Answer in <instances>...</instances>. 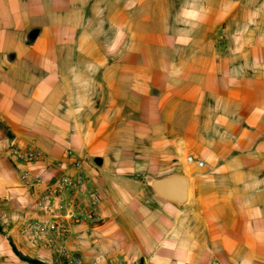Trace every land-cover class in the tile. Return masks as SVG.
Instances as JSON below:
<instances>
[{
    "label": "crops",
    "instance_id": "1",
    "mask_svg": "<svg viewBox=\"0 0 264 264\" xmlns=\"http://www.w3.org/2000/svg\"><path fill=\"white\" fill-rule=\"evenodd\" d=\"M70 150L85 264H264V0H0V264H62L21 228Z\"/></svg>",
    "mask_w": 264,
    "mask_h": 264
},
{
    "label": "built area",
    "instance_id": "2",
    "mask_svg": "<svg viewBox=\"0 0 264 264\" xmlns=\"http://www.w3.org/2000/svg\"><path fill=\"white\" fill-rule=\"evenodd\" d=\"M9 156L18 163L33 164L43 159V154L33 148L22 149L13 144ZM71 159L68 172L56 179L40 199V217L30 219L21 228V234L30 245L38 246L46 252H56L65 264H85L72 246L73 227L83 221L100 224L102 219L98 208L103 194L94 180L86 175L90 163L87 154L68 151ZM193 162L194 158L189 157ZM203 166L202 162L198 163ZM105 264H159L149 259L110 258ZM176 264V263H171ZM207 264H224L212 260Z\"/></svg>",
    "mask_w": 264,
    "mask_h": 264
},
{
    "label": "water",
    "instance_id": "3",
    "mask_svg": "<svg viewBox=\"0 0 264 264\" xmlns=\"http://www.w3.org/2000/svg\"><path fill=\"white\" fill-rule=\"evenodd\" d=\"M164 180H165V182H169V183H171L173 179L168 178V179H164ZM157 185H158L157 181H154V182L152 183V186H153L156 190H157ZM184 188H185V190H187V185H186V183H184ZM165 198H167L168 200H172V198H171L170 196H169V197H165Z\"/></svg>",
    "mask_w": 264,
    "mask_h": 264
},
{
    "label": "rangeland",
    "instance_id": "4",
    "mask_svg": "<svg viewBox=\"0 0 264 264\" xmlns=\"http://www.w3.org/2000/svg\"><path fill=\"white\" fill-rule=\"evenodd\" d=\"M62 260H63V258H62ZM62 264H65V263H64V260L62 261Z\"/></svg>",
    "mask_w": 264,
    "mask_h": 264
}]
</instances>
